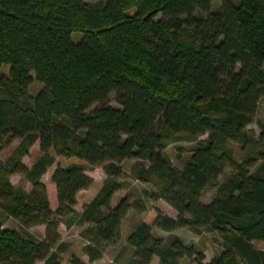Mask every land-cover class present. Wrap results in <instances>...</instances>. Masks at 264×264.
<instances>
[{
  "label": "trees",
  "instance_id": "obj_1",
  "mask_svg": "<svg viewBox=\"0 0 264 264\" xmlns=\"http://www.w3.org/2000/svg\"><path fill=\"white\" fill-rule=\"evenodd\" d=\"M96 1L0 0V153L20 141L0 163V208L25 228L46 227L45 240L36 242L0 222V264H60L66 245L58 230L68 218L85 227L84 251L95 262L134 206L148 217L129 239V264L154 257L203 264L198 248L180 238L165 246L152 235L185 227L222 237L223 251L211 264H264V252L252 245L264 243V125L259 140L246 131L264 99V0ZM75 32L85 34L80 43ZM35 80L43 88L32 97ZM181 136L198 141L182 170L165 155ZM37 143L43 156L28 169L22 159ZM55 156L107 174L82 214L77 195L93 180L80 165L58 167L53 208L41 178ZM127 160L149 163L137 179L151 184L155 192L146 197L165 201L177 219L129 197L113 207ZM227 169L231 178L204 203ZM15 174L31 182V193L11 184Z\"/></svg>",
  "mask_w": 264,
  "mask_h": 264
},
{
  "label": "rangeland",
  "instance_id": "obj_2",
  "mask_svg": "<svg viewBox=\"0 0 264 264\" xmlns=\"http://www.w3.org/2000/svg\"><path fill=\"white\" fill-rule=\"evenodd\" d=\"M85 2L92 4L97 1L85 0ZM219 7L220 3L215 1L213 4V10L218 9ZM84 35V33L75 32L72 35V39L75 43H80L83 40ZM9 70V67L2 68V72L5 74H9ZM33 77L35 78V76ZM42 88L43 86L35 80L28 88V91L32 97H36ZM115 100V96H112V105H117ZM257 108L258 110L253 117L252 123L246 129V131L250 133L255 140H259L262 135V126L264 125V99L261 100L259 107ZM206 139H208V135L201 137L199 140L206 141ZM19 144L20 141L15 140L10 143L9 146L4 147L3 151L0 153L1 164H6L8 158L13 155ZM197 144L198 141L190 140L181 136L179 139L172 141L171 144L167 146L165 155L175 167L182 170L191 158L192 150L195 146H197ZM230 146L235 151V159H241L240 157H242V154L239 151V147L232 144ZM42 156L39 144L37 143L33 148H31L29 155L22 159V164H24L28 169H32ZM73 164L80 165L84 169L85 174L93 180V184L89 189L83 190L77 195V205L75 206V210L77 213L82 214L85 207L96 198L107 179V174L103 167H94L75 158L69 159L55 156V163L48 169V172L43 175L41 183L47 187L48 194L50 191V199L54 208L56 204V190L52 189V174L58 167H67ZM145 166H149V163L139 160H127L121 164V167L126 175L122 179L123 190L115 196L113 200V207H116L122 199L129 197L131 202H139L140 206H145L149 209V211L153 207H156L164 215L177 219V212L165 201L158 200L157 202H153L146 197L145 191L154 193L155 189L151 184H144L137 179V174ZM253 171L256 170L254 169ZM232 175L233 171H231V169L225 170L223 176H221L217 183L211 185L206 190L204 196H202L203 202L210 203L213 196L216 195L219 190V187L226 183L227 179L231 178ZM10 182L14 187L23 189L27 193H31L33 190L31 182L22 174L12 175L10 177ZM147 217L148 213H140L139 209L135 208V206L132 207L125 219L122 221L117 239L113 242L104 243L102 245V258L95 262H90L89 257L84 251L85 247L90 244V240L85 238L83 235L85 227L76 225L73 219L68 218L65 220L66 224L62 223L58 230L61 243L66 245V250L61 255L62 260L60 264H74L75 262L80 264H129L135 253L134 248L129 243V239L138 226L145 219H147ZM0 222L3 224V229L16 231L26 239L34 240L36 242H42L45 240V226L25 228L19 219L7 216L1 208ZM152 235L157 239H161L165 246H169L174 238H180L186 245L198 248V250L204 255L203 264H211L214 261V258L218 257L223 251L222 237L206 229H203L201 230V233L196 234L189 227L177 228L172 233L155 228ZM195 258H184L180 261V264H199ZM151 264H161V260L158 257H154Z\"/></svg>",
  "mask_w": 264,
  "mask_h": 264
},
{
  "label": "crops",
  "instance_id": "obj_3",
  "mask_svg": "<svg viewBox=\"0 0 264 264\" xmlns=\"http://www.w3.org/2000/svg\"><path fill=\"white\" fill-rule=\"evenodd\" d=\"M257 244V245H256ZM252 245H254V247L260 252H264V243L263 242H254L252 243ZM258 246V247H256Z\"/></svg>",
  "mask_w": 264,
  "mask_h": 264
}]
</instances>
